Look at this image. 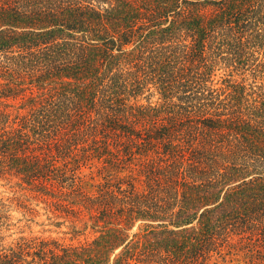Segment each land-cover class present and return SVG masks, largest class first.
<instances>
[{
  "label": "trees",
  "instance_id": "trees-1",
  "mask_svg": "<svg viewBox=\"0 0 264 264\" xmlns=\"http://www.w3.org/2000/svg\"><path fill=\"white\" fill-rule=\"evenodd\" d=\"M2 178L90 238L0 264L264 258V0H0Z\"/></svg>",
  "mask_w": 264,
  "mask_h": 264
},
{
  "label": "rangeland",
  "instance_id": "rangeland-1",
  "mask_svg": "<svg viewBox=\"0 0 264 264\" xmlns=\"http://www.w3.org/2000/svg\"><path fill=\"white\" fill-rule=\"evenodd\" d=\"M152 100H155L153 98ZM145 102V99H140ZM84 174L81 184L88 190H93L96 184L101 181L107 174L106 172L99 173L96 168L81 167ZM115 175V174H112ZM120 175V174H119ZM123 175V174H121ZM0 199L6 203L7 213L11 215V228L4 233L8 236L5 239L6 243L15 241L18 237H51L58 238L65 243H78L90 238L88 231H81L80 227H76L77 232L72 231L69 223L62 218H54L44 206L41 199L35 198L32 192L24 185H18L16 178L0 179ZM25 212V213H24ZM136 225L130 230V233L136 231ZM237 237H234L231 252H227L224 258H219L216 255L212 259L214 264H252L245 250L241 248ZM238 242V244H237ZM239 250H236V248ZM254 264H264V258H256Z\"/></svg>",
  "mask_w": 264,
  "mask_h": 264
}]
</instances>
